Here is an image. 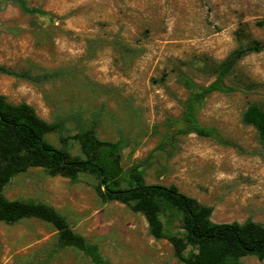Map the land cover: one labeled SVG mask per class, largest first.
<instances>
[{"label": "rangeland", "instance_id": "obj_1", "mask_svg": "<svg viewBox=\"0 0 264 264\" xmlns=\"http://www.w3.org/2000/svg\"><path fill=\"white\" fill-rule=\"evenodd\" d=\"M253 41L264 45V0H0V64L55 74L38 84L0 74V95L62 122L46 139L74 156H85L80 138L94 122L102 141L125 137L116 178L142 163L148 185H176L213 207V222L264 225V143L242 121L249 105L264 104V48L239 63L228 80L235 91L211 94L199 110L222 141L178 136L176 147L159 151L192 90L210 84L230 53ZM97 184L87 173L73 183L33 168L4 193L53 206L111 264H184L168 239L151 235L142 213L102 202ZM162 221L167 236L181 232L177 214ZM239 261L264 264L253 255ZM0 264L96 263L61 246L51 224L25 219L0 223Z\"/></svg>", "mask_w": 264, "mask_h": 264}, {"label": "trees", "instance_id": "obj_2", "mask_svg": "<svg viewBox=\"0 0 264 264\" xmlns=\"http://www.w3.org/2000/svg\"><path fill=\"white\" fill-rule=\"evenodd\" d=\"M259 42L240 43L220 64L216 78L203 88L193 89L183 103L182 115L169 122L171 133L160 145V152L176 147L178 136L198 135L222 141L220 131L205 126L199 120V110L205 100L215 92L235 91L229 79L236 74L239 63L252 53L261 52ZM0 74L24 79L34 84L55 77L53 73L34 75L29 70L17 71L0 64ZM243 123L253 127L264 143V104L252 103L243 114ZM80 138L84 157L74 156L59 149L46 136L61 132L62 122H48L26 104H12L0 95V223L17 224L25 219H38L49 223L58 233L61 246H74L89 255L96 264H111L99 248L75 233L67 218L53 206L24 200H11L5 188L11 180L33 168L43 169L51 177L69 178L77 183L87 173L98 180L96 192L104 203L120 202L132 211L142 213L149 231L156 240L168 239L175 255L184 264H243L245 256L264 259V225L248 219L245 223H215L213 207L201 204L196 198L181 192L176 185H148L143 164L133 165L128 178H116L120 168L121 152L127 140L121 136L116 142L100 140L96 135V122ZM116 172H115V171ZM122 181L128 183L124 187ZM177 214L181 232L167 236L163 216ZM193 251L185 255L188 247Z\"/></svg>", "mask_w": 264, "mask_h": 264}]
</instances>
